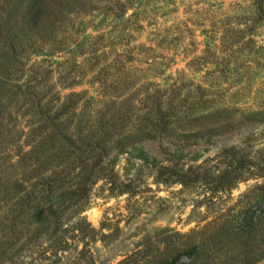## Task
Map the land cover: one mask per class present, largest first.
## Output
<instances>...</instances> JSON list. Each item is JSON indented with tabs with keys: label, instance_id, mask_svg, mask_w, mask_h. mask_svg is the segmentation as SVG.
Here are the masks:
<instances>
[{
	"label": "rangeland",
	"instance_id": "374dc122",
	"mask_svg": "<svg viewBox=\"0 0 264 264\" xmlns=\"http://www.w3.org/2000/svg\"><path fill=\"white\" fill-rule=\"evenodd\" d=\"M140 1L150 23L143 32L130 31L136 42L116 38L111 13L101 10L68 26L65 37L74 39L69 46L76 54L66 48L50 60L59 68L56 78L77 55L83 65L77 73L89 80L104 67L114 70L124 58L123 48L138 47L134 51L144 54H128L139 68L127 64L130 73L118 84L135 104L127 108L133 120L117 125L121 128L108 145L110 153L98 162L89 193L78 203L66 202L64 241L24 228L12 249H0V264H264V21L252 22L264 0ZM30 2L0 0V30L18 32ZM142 42L156 47L151 55ZM33 58L39 61L44 53ZM4 73L0 66V76ZM186 79L206 82L209 88L200 100L211 101L212 108L175 114L173 97L171 119L164 124L142 120L145 104L154 99L145 100L148 90L158 94ZM155 127L163 131L152 137ZM130 129L132 138L123 140ZM29 130L4 133L2 147H22ZM7 161L0 163L5 167ZM22 166L20 160L7 171L11 180L26 175ZM64 175L69 187L60 192L73 188L85 170ZM21 188L0 187V220L6 224L25 220L24 214L4 217L12 194L22 209Z\"/></svg>",
	"mask_w": 264,
	"mask_h": 264
},
{
	"label": "trees",
	"instance_id": "16d2710c",
	"mask_svg": "<svg viewBox=\"0 0 264 264\" xmlns=\"http://www.w3.org/2000/svg\"><path fill=\"white\" fill-rule=\"evenodd\" d=\"M99 10L103 15L111 13L118 32L115 37L124 41L131 39V42H136L130 31L143 32L145 23H150L149 13L140 0H31L24 15V24L18 32L0 30V61L3 62L0 66L5 72L0 76V160L8 159L7 166L0 163V187L11 191L22 187L24 194L22 209L15 206L16 194L7 197V204L10 202L11 208L4 217L11 220L22 214L25 217L21 224H6L0 220V249H12L19 241V233L24 228L28 231L30 227L34 228L35 234L46 233L49 240L51 237L57 242L64 241L61 224L64 222L66 202L78 203L89 193L98 173V162L110 153L108 145L116 137V130L121 128L117 125L133 120L127 108L135 104L127 101L118 84L130 73L132 67L129 68L127 64H133L135 70L139 68L135 58V62L128 59V54L144 56L134 51L138 47L123 48L124 58L120 54L123 61L114 70L111 66L110 69L104 67L97 73V78L89 80L80 78L77 73V69L83 66L78 55L71 66H66V73L59 74L58 78L55 72L59 68L50 61L60 53H67L65 49L70 48L69 43H73L74 39L65 37L70 31L68 26L78 24L79 18L83 19ZM263 21L264 9L259 8L252 22ZM243 25L245 28L250 26L246 22ZM154 34L157 36L156 32ZM92 44L89 43V46L93 47ZM142 44V50L148 56L156 48L153 44ZM71 48L69 50L75 55ZM97 50L94 48V51ZM42 52L44 58L34 61L33 57H38ZM59 64L61 60L56 62V65ZM148 65L153 66L154 61H149ZM204 83L186 79L173 88H160L158 94L148 90L145 100L154 99L145 104L146 112L142 113V120H147V124H164L165 118L171 119L173 97L177 105L175 114L183 112L191 116L212 108L213 105L207 106L211 101L200 100L209 88ZM86 84L89 87L86 88ZM123 104L126 107L118 115L115 114ZM26 128L30 129L26 133L29 140L22 147H2L1 139L5 140L8 135L4 133ZM153 131L157 133L152 137L159 135L163 129L155 127ZM134 133L132 129L125 130L123 140L132 138ZM16 156L18 160H14ZM20 160L26 175L11 180L7 171L11 172ZM77 168L85 170V176L73 188L60 192L69 187L64 185L62 179L65 171ZM31 198L34 204H31ZM17 225L22 226L16 228ZM196 248L197 245L194 246ZM165 263L175 264V261L167 260Z\"/></svg>",
	"mask_w": 264,
	"mask_h": 264
}]
</instances>
